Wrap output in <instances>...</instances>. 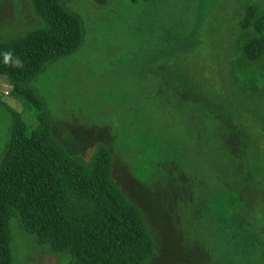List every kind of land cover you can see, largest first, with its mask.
<instances>
[{"label": "rangeland", "instance_id": "1", "mask_svg": "<svg viewBox=\"0 0 264 264\" xmlns=\"http://www.w3.org/2000/svg\"><path fill=\"white\" fill-rule=\"evenodd\" d=\"M249 6L264 15V0H72L83 43L33 83L67 153L111 151L150 229L148 264H264V54H241ZM40 25L31 0H0V42ZM14 114L36 127L0 77V152ZM12 236L19 264L66 261Z\"/></svg>", "mask_w": 264, "mask_h": 264}, {"label": "trees", "instance_id": "2", "mask_svg": "<svg viewBox=\"0 0 264 264\" xmlns=\"http://www.w3.org/2000/svg\"><path fill=\"white\" fill-rule=\"evenodd\" d=\"M70 1L31 0L41 25L0 42V77L37 121L29 130L14 114L0 152V264H19L14 228L65 258L64 264H148L155 257L150 229L113 179L111 151L99 144L88 161L67 153L54 138L52 114L33 86L48 65L71 56L83 43V21L66 7ZM240 28L252 32L241 46L242 56L259 60L264 15L247 7Z\"/></svg>", "mask_w": 264, "mask_h": 264}, {"label": "clouds", "instance_id": "3", "mask_svg": "<svg viewBox=\"0 0 264 264\" xmlns=\"http://www.w3.org/2000/svg\"><path fill=\"white\" fill-rule=\"evenodd\" d=\"M7 58H8V57H7V55H6V56H5V59L7 60Z\"/></svg>", "mask_w": 264, "mask_h": 264}]
</instances>
